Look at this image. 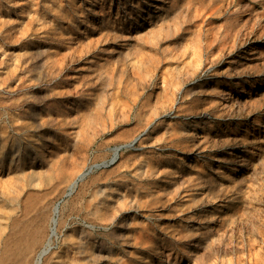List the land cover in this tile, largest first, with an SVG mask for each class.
I'll return each mask as SVG.
<instances>
[{
	"label": "rangeland",
	"instance_id": "374dc122",
	"mask_svg": "<svg viewBox=\"0 0 264 264\" xmlns=\"http://www.w3.org/2000/svg\"><path fill=\"white\" fill-rule=\"evenodd\" d=\"M55 204L40 264H264V0H0V264Z\"/></svg>",
	"mask_w": 264,
	"mask_h": 264
},
{
	"label": "bare ground",
	"instance_id": "6f19581e",
	"mask_svg": "<svg viewBox=\"0 0 264 264\" xmlns=\"http://www.w3.org/2000/svg\"><path fill=\"white\" fill-rule=\"evenodd\" d=\"M77 186V182H76V180H74V181H72L71 183H70V185L68 186V189H69V193H67V195H69L74 189H75V187ZM58 213V205H54L53 207H52V217L50 218V220H49V222H50V224H49V233H48V236H47V239H46V241H45V244H44V246L41 248V250L37 253V255H36V257H35V260H34V262H33V264H40L41 263V261H42V258L49 252V250L51 249V245H52V241H53V238H54V236H55V234H56V229H57V219H56V214ZM35 217V216H34ZM37 217H39V216H37ZM39 219V218H38ZM37 219V220H38ZM33 221H34V218L32 219ZM39 221V220H38ZM35 222H37L36 220H35ZM35 222H34V224H35ZM39 225V224H38ZM37 226V225H36ZM35 229H37V228H35ZM37 231H39V230H37ZM68 234V233H67ZM36 236V235H35ZM71 236V235H70ZM82 239V238H81ZM34 240H38V239H34ZM146 240V239H145ZM75 241V240H74ZM77 241V240H76ZM81 240H79V242H80ZM144 241V240H143ZM73 242V241H72ZM71 242V243H72ZM84 242V241H83ZM81 243H82V241H81ZM144 243V242H143ZM31 244V243H30ZM37 244V243H36ZM87 244V243H86ZM142 244V243H141ZM34 245V244H33ZM78 245V244H77ZM76 245V246H77ZM81 245V244H80ZM88 245V244H87ZM73 246V245H72ZM143 246H144V244H143ZM33 247V246H32ZM83 247H84V245H83ZM146 247V246H145ZM35 249V248H34ZM80 249V248H79ZM158 249V248H157ZM73 250V249H72ZM84 250V249H83ZM91 250V249H90ZM156 250V249H155ZM9 251V250H8ZM34 251V250H33ZM77 251V250H76ZM12 252V251H11ZM98 252V251H97ZM79 253V252H78ZM82 254V253H81ZM89 254H92V253H89ZM27 255V254H26ZM76 255H78V254H76ZM84 255V254H83ZM93 255H94V253H93ZM98 255H99V253H98ZM86 257V256H85ZM27 258V257H26ZM173 258V257H172ZM88 259H89V257H88ZM91 259V258H90ZM89 259V260H90ZM92 260V259H91ZM79 261H81V260H79ZM78 261V262H79ZM95 262H97V261H95ZM102 262V261H101ZM90 263V261L87 263V264H89ZM92 263H93V261H92ZM84 264V263H83ZM94 264V263H93ZM97 264H99V263H97Z\"/></svg>",
	"mask_w": 264,
	"mask_h": 264
},
{
	"label": "water",
	"instance_id": "95a60500",
	"mask_svg": "<svg viewBox=\"0 0 264 264\" xmlns=\"http://www.w3.org/2000/svg\"><path fill=\"white\" fill-rule=\"evenodd\" d=\"M135 141V140H134ZM134 141L132 143H134Z\"/></svg>",
	"mask_w": 264,
	"mask_h": 264
}]
</instances>
